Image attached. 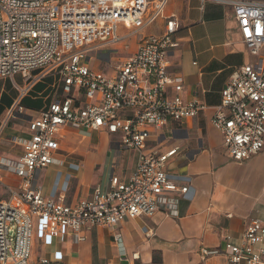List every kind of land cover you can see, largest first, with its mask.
Wrapping results in <instances>:
<instances>
[{"label":"built area","instance_id":"obj_1","mask_svg":"<svg viewBox=\"0 0 264 264\" xmlns=\"http://www.w3.org/2000/svg\"><path fill=\"white\" fill-rule=\"evenodd\" d=\"M233 8L243 41L257 57L238 68L222 90L212 124L225 152L241 163L264 150V1L217 0ZM171 0H0V78L21 74L30 87L56 74L62 95L29 119L30 135L21 139L19 161L0 164L22 179L19 190L0 201V264H67L34 258L35 233L51 246L86 241L92 228L116 230L123 219L179 216L188 192L171 178L167 166L180 147L159 150L171 123L195 119L205 108L185 97V75L172 69V52L181 45L179 20L168 12ZM163 21L155 32L152 28ZM134 41L136 50L104 69L114 53ZM197 65V61H193ZM24 111L17 101L9 116ZM73 131L83 138L107 133L137 152L135 169L121 180L112 163L107 189L74 203L44 195L35 174L65 161L61 143ZM3 177L0 172V183ZM115 241L121 251L122 234ZM205 259L221 252L228 264H264V219H252L238 237L227 234L224 247L203 248ZM133 264H161L136 262Z\"/></svg>","mask_w":264,"mask_h":264},{"label":"crops","instance_id":"obj_2","mask_svg":"<svg viewBox=\"0 0 264 264\" xmlns=\"http://www.w3.org/2000/svg\"><path fill=\"white\" fill-rule=\"evenodd\" d=\"M168 12L177 16L181 38L180 47L172 52V69L185 75V97L195 96L206 106L195 119L171 123L159 142L150 143L161 151L171 146L180 147V153L167 166L171 178L189 188L181 199L179 216L160 212L151 218L123 219L116 230L92 228L86 232V241L78 245L69 240L51 246L48 238L42 239L35 233V241L40 239L41 245H45L43 256L67 264H95L97 258L102 260L101 264H133L134 255L139 257L136 262L144 263L228 264L222 252L203 259L202 249L223 248L227 234L238 237L252 219H264V170L250 188L235 186L226 171L231 166L243 169L251 166L252 160L264 150L244 162L232 161L211 121L230 77L238 68L255 62L257 57L243 41L230 4L217 0H171ZM162 26L163 21H159L152 29L155 32ZM261 54H264V46ZM193 61H197L196 66ZM26 86L27 81L21 74L0 78V161L21 159L20 140L30 135L29 119L40 115L62 95L57 78L52 85L53 92L48 93L41 79L21 96ZM17 101L24 111L9 116V110ZM99 134L103 135L101 141L94 143L92 136L77 146L74 144L76 133H66L61 143L62 152L69 145L78 150L63 154L64 163L38 171L33 185L47 197L74 203L91 195L97 186L108 188L112 163L117 157L114 172L121 180H128L137 163V152L121 147L107 133ZM112 147L118 153L127 149L132 160L128 166L115 156L109 177L103 181L102 158ZM74 156L83 157L76 160ZM0 172L3 177L0 201H4L11 196L8 187L19 190L22 179L1 164ZM117 231L122 234L124 252L114 239ZM78 252L86 255L83 261L77 258Z\"/></svg>","mask_w":264,"mask_h":264},{"label":"rangeland","instance_id":"obj_3","mask_svg":"<svg viewBox=\"0 0 264 264\" xmlns=\"http://www.w3.org/2000/svg\"><path fill=\"white\" fill-rule=\"evenodd\" d=\"M152 32H154V30L152 29ZM137 48V44L132 41L129 46H124V48L122 49V51H118L117 53H114L112 56V60L110 63H104L103 67L104 69H110L112 67H114L116 64H118L123 58L129 56L131 53H133ZM58 79L57 75L52 73L49 74L48 76L43 78V87H48V93L49 92H53V82L55 79ZM93 142H99L103 139V135L96 133L93 134ZM86 138L81 137L80 135L76 134V138L74 139V144L79 146L81 145L80 143L83 142V140H85ZM83 144V143H82ZM76 150H78L76 148V146H72L69 145V147H67V149H65L64 152H62V154H68V153H74L76 152ZM64 155V156H65ZM119 156L120 157V162H122V164H127L129 166V164L131 163V157L132 155H130V153L128 152L127 149H123L121 151V153H118L116 151L115 148H111L109 150V152L107 153L106 156H104L102 158V166L101 168L103 169V173H102V180L105 181L108 179L109 177V172H110V164L113 160V158L115 156ZM83 157V156H82ZM82 157L79 156H74L73 158L76 160H81ZM241 168V169H240ZM240 168H236L234 166L228 167L226 169V171L228 172V175L231 176L233 178V184L235 186L237 185H241L244 188H250L254 182L256 181V179L259 178V176L263 173L264 170V151L262 153H260L259 156L255 157L252 160V165L251 166H245V168L243 169L242 167ZM42 241L40 239H37L35 241V245L33 247V251H34V258L37 260L38 258L43 256V251L45 249V245H41ZM67 245V244H66ZM66 247L63 248V250H65ZM96 256V255H95ZM86 257V255L84 253L80 254L79 252L77 253V258L80 260H84ZM97 258V256H96ZM102 260H96L95 264H101ZM76 264V263H75ZM79 264V263H77Z\"/></svg>","mask_w":264,"mask_h":264}]
</instances>
